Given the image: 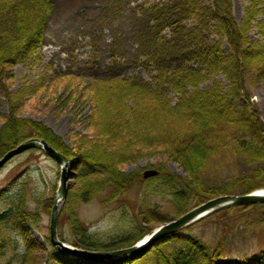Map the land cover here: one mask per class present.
Instances as JSON below:
<instances>
[{"label": "trees", "instance_id": "16d2710c", "mask_svg": "<svg viewBox=\"0 0 264 264\" xmlns=\"http://www.w3.org/2000/svg\"><path fill=\"white\" fill-rule=\"evenodd\" d=\"M247 1L245 18L238 24L232 0H209L204 13L213 27L211 34L204 37L199 24L184 25L197 13L199 0H170L167 4L151 6L145 13L149 28H145L143 34L148 39L143 48L149 51V59L155 60L158 75L153 78L157 85L120 75L96 80L94 88L99 93L105 90L103 97H93L101 126L97 120L92 125L91 135H88L91 146H87L85 152L77 153L41 124L32 126L18 116H5L0 128V159L22 142L40 138L60 151L72 168H78L81 177L102 173V167L107 168L108 173L111 171L110 179L79 190L75 199L89 202L97 194L112 189L106 200L110 202L118 199L123 189H130L139 182L145 199L169 197L178 218L216 197L237 195L232 185L207 186V172L203 168L224 148L238 147L256 167L239 178V181L245 180L239 195L264 189V125L251 104L252 93L246 86L249 79L252 85L258 78L264 79V45L250 40L252 29L264 32V0ZM54 10L53 0H0V85L4 83L5 74L8 76L3 62H16L32 42L44 41ZM167 29L171 31L170 36H162ZM224 43L229 50L223 49ZM173 53L201 60L202 65L168 63L166 59ZM114 89L117 92L112 95ZM168 90L173 91V97L168 95ZM146 155L162 159L154 166L159 173L157 176L144 180L141 175L132 177L122 173L123 163L137 162ZM73 160L77 162L75 166ZM170 161L177 162L188 177L181 179L171 173L165 166ZM29 176L26 172L15 180L10 191L0 192V202L5 203L0 210V264H27L36 248L24 224L31 220L36 225L41 214L39 209L29 208ZM75 199L73 197L72 204ZM52 204L50 202L49 206ZM252 208L264 209V204L233 207L211 216L227 217L230 212ZM147 215L145 227L133 226L125 233L103 239L91 233L75 214L72 237L59 235L62 241L80 249L115 251L131 247L150 234L154 227L148 225L152 222L169 223L175 219L168 217L158 205L151 207ZM189 229L160 239L134 259L97 262L74 258L78 264H215L231 253L225 233L211 246L191 236ZM47 245V264L50 259L61 264H76L72 256H63L53 245Z\"/></svg>", "mask_w": 264, "mask_h": 264}, {"label": "rangeland", "instance_id": "374dc122", "mask_svg": "<svg viewBox=\"0 0 264 264\" xmlns=\"http://www.w3.org/2000/svg\"><path fill=\"white\" fill-rule=\"evenodd\" d=\"M53 1L55 10L47 24L44 41L32 42L16 62H3V69L9 77L5 74L4 83L0 85V128L3 117L18 116L32 126L41 124V127L51 131L77 153L85 152L87 146H91L88 135L92 125L97 120L101 126L100 117L97 116L98 105L94 103L93 97H103L105 90L104 93H99L94 88L96 80L120 75L141 78L157 85L153 78L158 75L155 60L149 59V51L143 48L144 42L148 41L143 34L145 28H149L145 13L151 6L167 4L170 0ZM232 1L234 16L237 23L241 24L248 1ZM209 3V0H199L197 13L184 22L189 27L199 24L202 37L212 32L210 19L204 13V7ZM170 33L169 29L164 30L162 36H170ZM250 40L264 45V32L252 29ZM223 49L229 50V46L224 43ZM183 59L187 60L184 64L186 66L202 65L201 60L179 53L169 55L166 61L178 64L184 63ZM220 79L227 83L224 76L220 75ZM258 79L253 85L249 79L246 86L252 93L251 104L259 112V119L264 125V79ZM112 91L114 95L116 90ZM168 91V95L173 97V91ZM138 160L123 163L122 173L132 177L141 175L144 180L154 178L155 176L145 178L144 173L148 170L157 171L154 166L161 163L162 159L146 155ZM72 163L75 166L77 162L73 160ZM165 166L181 179L188 177L177 162L170 161ZM252 168L256 167L246 159L240 148L228 146L203 169L208 173L205 175L207 186L222 188L232 185L231 188L239 195V190L245 187V180L239 181V178L252 172ZM102 169V173L81 177L79 169L70 165L69 171L73 174L68 182L67 202H63L60 207L58 220V232L63 236L72 237L71 224L75 220V214L91 233H96L103 239L115 237L122 231L125 233L133 226L145 227L147 213H150L151 207L157 208V205L161 206V211L168 217L176 219L177 209L170 204L169 197L155 196L149 201L145 199L139 182L134 183L130 189H123L119 198L110 202L106 200L112 189L97 194L89 202L75 199L79 190L97 186L110 179L111 171L108 173L107 168ZM26 172L31 175L27 186L29 208L34 211L39 209L41 213L36 225L31 220L24 223L32 244L36 246L32 251L31 261L27 264H47V244L52 245L48 241L51 215L60 185L61 167L45 152L34 150L24 153L0 170V192L10 191L15 180H19ZM27 177L28 175L25 179ZM73 197L75 204L71 203ZM50 202L53 203L52 207ZM4 205V202H0V210ZM164 224L166 223L155 221L148 226L154 227L151 230L153 232ZM189 228L191 236L201 238L211 246L218 243L223 233L226 234L225 241L231 253L215 264H264L262 208L233 211L227 217L208 216ZM21 250H24V244L21 245ZM71 258L78 264L73 256ZM49 264L61 263L50 259Z\"/></svg>", "mask_w": 264, "mask_h": 264}, {"label": "water", "instance_id": "95a60500", "mask_svg": "<svg viewBox=\"0 0 264 264\" xmlns=\"http://www.w3.org/2000/svg\"><path fill=\"white\" fill-rule=\"evenodd\" d=\"M32 149H42L49 157L57 161V163L61 166L60 185L52 210L50 223V239L52 245L61 252L89 261L113 262L117 258H135L152 247L160 239L177 233L201 220L202 218L233 207L264 204V192H258V190L244 195L219 196L202 203L177 219L160 226L150 233L144 240L132 247L115 251L84 250L62 241L59 237L58 220L60 215V207L67 198L69 191L68 182L70 180V162L62 153H60L57 149L52 147L43 139L31 138L8 151L6 155L0 159V170L3 169L15 157ZM157 174L158 172L155 170H148L144 173L145 178L154 177Z\"/></svg>", "mask_w": 264, "mask_h": 264}, {"label": "bare ground", "instance_id": "6f19581e", "mask_svg": "<svg viewBox=\"0 0 264 264\" xmlns=\"http://www.w3.org/2000/svg\"><path fill=\"white\" fill-rule=\"evenodd\" d=\"M183 62L186 63L187 60H186V59H183ZM28 140H29V139H28ZM17 179H18V178H17ZM17 179H16V180H17ZM262 191L264 192V189H259V190H258V192H262ZM250 206H252V205H250ZM122 260H124V258H117V259L115 260V262H120V261H122Z\"/></svg>", "mask_w": 264, "mask_h": 264}]
</instances>
